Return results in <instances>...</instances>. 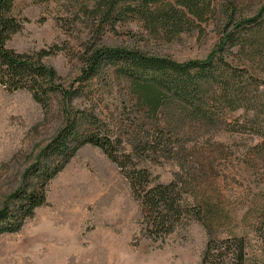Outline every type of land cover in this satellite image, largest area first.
Here are the masks:
<instances>
[{
	"label": "rangeland",
	"instance_id": "obj_1",
	"mask_svg": "<svg viewBox=\"0 0 264 264\" xmlns=\"http://www.w3.org/2000/svg\"><path fill=\"white\" fill-rule=\"evenodd\" d=\"M93 1L12 0L4 14L21 24L6 47L30 56L51 51L40 62L59 77L46 107L26 89L9 91L0 85V212L7 207L9 217L18 215L14 195L20 198L37 187L36 170L55 157L46 147L74 116L81 131L107 134L116 140L118 155L131 153L128 134L135 125L143 127V115L111 68L103 66L94 79H81L92 53L123 48L177 63L204 60L226 25L232 28L239 19L254 16L264 4L205 0L210 12L203 20L187 16L183 30L156 37L130 18L113 27H94L86 9ZM249 66L253 72L262 67L258 75L264 80V58ZM249 91L248 101L260 112L256 121L253 110L242 108L204 127L180 117L183 122L175 128L161 126L154 133L162 139L157 160L132 159L149 171L154 184L178 177L191 205L207 203V220H193L164 241L145 238L141 205L120 168L86 144L46 183L45 202L20 228L0 233V264H200L210 238L230 237L245 239L246 264H264V242L255 231L264 214V152L256 147L261 138L254 134L264 133V81Z\"/></svg>",
	"mask_w": 264,
	"mask_h": 264
},
{
	"label": "trees",
	"instance_id": "obj_2",
	"mask_svg": "<svg viewBox=\"0 0 264 264\" xmlns=\"http://www.w3.org/2000/svg\"><path fill=\"white\" fill-rule=\"evenodd\" d=\"M11 2L0 0V85L9 91L26 89L35 102L46 107L48 94L56 90L54 82L59 79L54 69L40 62V58L51 51H41L34 55L37 58L34 59V56L6 47L10 36L21 29V24L14 18L4 16ZM86 9L93 14L94 27H113L130 18L141 22L144 29L156 37L162 31L176 34L183 30L189 22L187 16L201 21L210 12L205 0H94ZM228 26L204 60L177 63L123 48H102L92 53L85 60L86 68L81 79H94L103 66L111 68L116 77L123 80L126 97L143 115V127L135 125L127 133L131 153L118 155L114 147L116 140L107 134L95 130L81 131L74 116L46 147L45 152L49 151L55 157L52 163H44L36 170L37 187L31 192L24 191L21 199L20 193L14 195L18 215L9 217L7 207L0 212V233L20 228L23 221L45 202L46 183L86 144L102 150L120 168L141 205L140 232L145 238L164 241L175 230L185 229L193 220H207L206 213L210 212H205L207 203L191 205L185 197L184 186L175 180L178 177L167 184H154L149 171L132 163V159L157 160L162 139L158 135L155 137L154 133L161 126L175 128L178 122H183L180 117L204 127L220 123L218 120L224 119L225 112L242 108L244 112L253 110V121H256L260 112L247 97L249 86L258 87L264 81L258 75L263 69L258 67L253 72L249 64L254 60L261 64L264 58V4L254 16L239 19L232 28ZM234 62L239 65H233ZM38 80L45 82L47 87L38 85ZM69 94V91L63 92L65 97ZM253 121L248 123L253 124ZM254 134L261 138L256 147L264 152L263 131H254ZM177 153L176 148L173 154ZM263 223L264 214L255 223V231L264 242ZM246 261L247 247L243 237L210 238L200 264H246Z\"/></svg>",
	"mask_w": 264,
	"mask_h": 264
}]
</instances>
